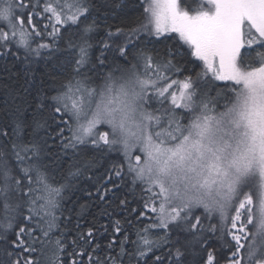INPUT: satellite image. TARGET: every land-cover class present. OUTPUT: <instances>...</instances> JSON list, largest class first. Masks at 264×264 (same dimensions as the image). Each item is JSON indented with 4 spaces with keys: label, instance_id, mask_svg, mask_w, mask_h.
Segmentation results:
<instances>
[{
    "label": "snow or ice",
    "instance_id": "6c2138e0",
    "mask_svg": "<svg viewBox=\"0 0 264 264\" xmlns=\"http://www.w3.org/2000/svg\"><path fill=\"white\" fill-rule=\"evenodd\" d=\"M139 6L138 16L107 33L103 49L118 51L123 64L105 73L107 57L102 51L93 63L87 42L99 27L97 18L89 19L94 0H0V55L15 56L12 48L37 57L48 50L49 58L57 52L76 53L71 75L57 87L51 104L37 105L40 112L52 108L55 127L21 119L10 132L8 125L0 131L5 140L0 146V213L7 221L0 226L14 235L3 237L8 259L0 264H41L50 234L59 229L55 211L71 187L68 177L57 186L49 170L88 152L122 156L107 169L112 188L97 186L101 200L127 186L125 176H131L134 187L144 185L148 195L143 210L132 209L138 212L135 223L126 222L136 228L137 238L125 235L118 241L120 260L110 254L117 245L114 238L103 259L84 249L71 253L81 257L78 264H85V255L88 264H123V258L129 264L134 259L136 264H165L166 259L168 264H187L190 250L198 247L203 253L209 243L205 233L226 239L225 264H264V0H140ZM73 26L80 42L69 40L61 50L58 42ZM166 33H175L187 45L202 62V72L172 79L180 71L175 62L179 52L168 49L161 55L149 47L168 39ZM144 36L157 39L146 42ZM209 74L213 81L230 84L216 86ZM153 101L160 107L152 108ZM42 128L49 131L38 140L35 134ZM80 175L79 168L68 174ZM24 202L28 216L21 212ZM127 203L119 201L120 206ZM37 217L35 228L20 223ZM120 223L115 221V233L122 232ZM93 237L90 227L79 240L91 247ZM52 243L66 252L61 239ZM129 243L131 251L125 247ZM168 245V252L155 255L154 250L163 252ZM197 258L202 264H218L214 250ZM51 264H59V258Z\"/></svg>",
    "mask_w": 264,
    "mask_h": 264
},
{
    "label": "trees",
    "instance_id": "16d2710c",
    "mask_svg": "<svg viewBox=\"0 0 264 264\" xmlns=\"http://www.w3.org/2000/svg\"><path fill=\"white\" fill-rule=\"evenodd\" d=\"M27 2V0H25ZM140 0H94L93 16L89 19L97 18L99 25L98 30L89 34L88 43L91 44L89 55L92 58V62H96V57L101 55L103 51L104 56L107 57L105 62L106 66L103 71L105 73L112 69H115L118 64H123V61L118 59V51L109 48L103 49V45L109 42L107 33L109 31H115L116 27H123L122 21L130 20L142 12V7L139 6ZM41 26L44 21H40ZM168 39L161 38L159 43L155 45H149V47H155L161 55H163L168 49L178 51L179 55L176 57V67L180 69L179 72L172 74V79L183 80L187 76L195 77L197 73L202 72L203 66L196 57L191 56L190 50L187 45H183L178 41L175 33L165 34ZM156 37L144 36V40L155 41ZM71 41L73 44H79L80 35L79 30L73 26L72 28L63 32L62 41L58 42V47L63 50L67 47V42ZM40 43V41H36ZM122 43V41H121ZM35 47V44L32 45ZM13 55H0V131L4 130V126L8 125L9 132L11 126L16 120H25L31 123L32 120H39L47 122V124L55 127L53 123L52 108L45 107L43 112L37 111V105L43 101L46 104H51V97L56 95L57 87L63 83L71 75V60L75 57L76 53L73 51L57 52L56 57L49 58L48 50H45L44 55L35 56L34 54H28L24 50L17 52L15 48H12ZM27 57V59H26ZM119 71L115 72V75H119ZM208 80L212 84L222 87L230 82L225 81H213L211 74H209ZM211 95H216V90L211 91ZM220 105L224 104V100L219 101ZM170 106V105H169ZM160 107L155 101L152 103V108ZM222 110V109H221ZM187 123V119L182 121ZM31 131V129H29ZM47 128L37 130L35 138L43 140ZM65 135H69L65 132ZM31 138V137H29ZM5 143L4 139H0V146ZM11 145V139L7 141ZM52 143L51 140L48 141ZM59 141L56 144L59 145ZM59 151V149H54ZM14 159V158H13ZM122 160L121 154L118 152H88L78 157L69 156L63 160V166L59 169H50L49 174L53 181L59 183L65 182V177L71 181L70 189L64 193L63 199H61V207L55 211V215L58 217V230H53L50 234V243L46 246L45 252L40 256L41 264H51L55 258H59V264H72L73 260L77 261L81 259L80 256L70 255L71 253H79L82 249L92 253L94 257H104L109 255L107 245L109 241L114 238L117 241V245L114 250L111 251L112 256H118L119 244L118 241L123 240L125 235H129L132 240L137 237L135 235L136 228H130L126 223L128 220L135 223L137 213H132V209L140 208L142 206L147 193L142 191L144 185L134 187L131 185V176H125L124 180L127 181V186H122L115 194H109L107 199L101 200L97 192V186L101 183L106 184L108 188H112V184L108 183L106 177L109 173L107 169L115 163H120ZM76 168H79L82 172L78 178L69 177V172H75ZM88 168V170H85ZM125 171L127 165H124ZM91 177V179H89ZM116 184H121L119 178H114ZM139 183V182H138ZM103 187L100 188V192L103 193ZM91 194V195H90ZM126 199L128 201L127 206H120L119 201ZM202 211V209L200 210ZM197 211V215L200 214ZM23 216H28V205L23 203L21 209ZM152 214L149 213V216ZM19 219V216H18ZM145 223H151V220L147 217L142 218ZM39 218L26 222L20 219V223H26L28 227L35 228ZM119 220L121 233H115L114 225L115 221ZM7 223L3 214L0 213V225ZM207 223V222H206ZM215 223V221H213ZM13 226L16 227V221H13ZM94 230V241L91 247L84 244L79 240L80 234H86L89 228ZM143 227V225H137V228ZM14 238L12 229H5L0 226V260H7L8 257L4 253L6 247L3 241L4 236ZM36 235H41L37 230ZM150 239H154V236H149ZM57 239H61L64 243L65 251H60L55 246L54 242ZM204 239H208L209 243L204 248L203 253L199 252V248L190 250L189 255L186 258L187 264H202L197 258L198 255H203L206 258L207 251L214 250L218 264H225V257L228 256L227 241L224 237H221L219 233L213 236L210 233H205ZM204 239L200 240V243H204ZM99 245L98 251L93 249ZM125 247L131 251L133 246L129 243ZM171 246H163V252L160 250H154L155 255H164L168 252ZM152 256V253H149ZM15 259V256L12 257ZM24 259H28L27 256ZM88 256H83L85 264H88ZM123 264H129L127 258H123ZM132 264H136L135 259ZM165 264H168L167 259Z\"/></svg>",
    "mask_w": 264,
    "mask_h": 264
},
{
    "label": "rangeland",
    "instance_id": "374dc122",
    "mask_svg": "<svg viewBox=\"0 0 264 264\" xmlns=\"http://www.w3.org/2000/svg\"><path fill=\"white\" fill-rule=\"evenodd\" d=\"M166 34H169V33H166ZM201 62V61H200ZM201 65L203 66V64H202V62H201ZM101 131H104L105 130V128H101L100 129ZM121 151H122V149H121ZM132 151L134 152V153H136V154H139L137 151H136V149H132ZM119 153V152H118ZM120 154V153H119Z\"/></svg>",
    "mask_w": 264,
    "mask_h": 264
}]
</instances>
